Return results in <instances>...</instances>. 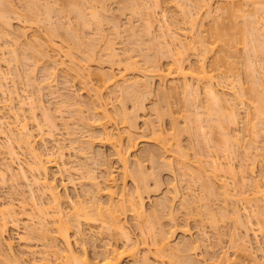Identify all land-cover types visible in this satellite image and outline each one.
Listing matches in <instances>:
<instances>
[{"label": "bare ground", "instance_id": "6f19581e", "mask_svg": "<svg viewBox=\"0 0 264 264\" xmlns=\"http://www.w3.org/2000/svg\"><path fill=\"white\" fill-rule=\"evenodd\" d=\"M20 1L22 2V0H20ZM107 1L108 0H23V2H24L23 6L24 7H22V8H24L23 9L24 14L22 13L23 12L22 10H21V13H22L23 17L26 19V22L30 21V24H36V23H31V22H39V23L43 22V24H44V22L47 23L46 28L48 30L47 29L46 30H47L48 34L50 36H55V37L59 36L60 39L63 40L64 43H66L65 45H67V46H64L66 48H63L61 46V48L63 49L62 50L60 48V46H58V45H63L64 43L58 44V45L55 44V40H53L54 37L51 38L49 35H47L50 38L49 39L47 38V40L45 42H43L46 38L44 40H41V39H43V37H42L39 40L41 35H40V37H38L39 33H35L36 35L37 34L38 35L35 36L36 39H34V36H32V39H34L32 41V39H30L31 37L29 38V36L26 34L27 32L24 29L25 26L22 27V29L16 28V30H15L12 27L13 25H12L11 20H12V17H15V16L19 17V14H17L14 3L11 0H0V35H2L3 37L5 36V38H6V40H5V42H3L2 46L0 45L1 46L0 51H1L2 55H5V54L8 55L9 54L7 60L5 59L6 61H4L5 63H7V67H8L7 71L6 70L4 71L3 69H1V66H0V86L3 87V85H4V87H6V88L8 87V86H5V85H7V82H8L7 76L11 74L13 76L17 75V77H18V78H16L17 80L18 79L21 80L22 78H24L25 81H27V84L32 86V88L39 86L38 89H40V87H42V85L40 84L41 82H39L40 80L37 81L36 79H34V70H31V68L29 69L28 65H30V64L27 63L28 59H30V61L33 60L32 65H34L35 67H36V65H39V60L41 63L46 61L44 64L47 63V65H45L46 67H44V70L46 68L48 73L47 72H45V73H47L48 76L45 74L43 76V79L41 80L44 82V85L46 84L45 88L47 86L49 87V85L51 83V81H49L47 78H49V79H50V77L53 78L60 68L62 71L63 70L62 68L66 67V70H63V72L65 71L68 73L70 71V73H68V74H71V75L74 74L75 76L69 75L71 78L73 77L74 80H75V77H77V78L81 77L82 79H84L85 76L87 74H89L88 68L91 67V65L89 63L93 62L94 59H95L94 61H97L96 58H98L100 56V55H98V57L94 56V54H95L94 52L97 49L103 50L102 52H104V54L106 53V55L108 56V59L114 60L113 62L115 63V61L118 59V58L115 59V56L119 57V55H121L120 54L121 51L119 52L118 49H116V46H115L116 43L113 41L114 37L113 38L110 37L111 34L108 35L109 32H107L108 34L105 33V28H103L104 27L103 22H105L106 20L109 19L108 16L110 13L109 8L107 7L109 5L107 3ZM109 1H111V0H109ZM180 1H183V0H180ZM187 1H189V0H187ZM187 1L184 0V5H186L185 3ZM118 2H120V3H118L119 9L118 8L117 9L122 11V13H123V10L124 11L127 10V11H129L128 13H130L131 17H136L135 15H138V17L139 16L141 17L140 19L143 18L144 22H146V24H144V25H146L147 27H142V28H147V29H145L146 32L144 34H142V32H144V29H142V30L140 29L141 30L140 31L138 29L139 27L136 28L135 27L136 25L133 22L134 20L131 21V17H129L128 21L129 20L130 21L128 22V24H125L126 25L125 27H124V24H122L123 28L121 25L122 22L120 23V21H118L117 19H115V17H112L111 15H110V17H112V18H111L110 22L108 21L109 23H111L110 26L112 29V33H115L114 35L119 36L123 33L122 31L124 30V31H127L129 33L128 34L125 32L127 35L130 36L129 38H131V39L133 38V40H131V41L129 40L130 41L129 44L132 43L135 39L134 45L136 44L135 46L137 48L138 47L141 48L139 50V52L143 53L141 57H143V60L145 62V66L143 68L138 69V74L136 76H131L133 78H129V77L126 78L127 76L124 73H122L121 71H120L121 73H119V75L116 74L117 75L116 76L115 74L110 73V72L104 73L102 71L100 73V70H99L98 74L96 72L97 79L101 81V84L106 83L107 85L105 84V86H109L108 84L114 85L115 89H114V87H112V88L115 91H116V88H117V90L119 89L120 98L124 102L130 100V101H132V103L134 102L133 104H135V106H138L139 109H141L142 106L144 105L141 101L144 100L142 98H143V96L145 98L146 92L143 90H146V91L150 90L149 92H151V85H153L151 83H153L152 80L155 77H157L160 80L159 89H160L161 93L160 92H158V93L163 95V98L161 97L162 101H160V102H163L164 98L168 99V96L170 94L179 95L181 93L182 96L184 97V98L182 97V100L185 103L187 102V104H188V101L190 100V99L188 100V98L192 97V99L189 102H192V105H193V103H195L194 105L196 106L197 110L201 109V107H202V109L200 111L194 110V114H192V116H194V117L191 118V117H188L189 115H186L187 118L194 119V121L198 122V124L197 123L195 124L194 121H193L194 126L191 125V123L188 124L187 122H189V120H190V122H192V121H191V119L185 118L186 121L188 120L186 122L187 124L185 126H183L182 128L181 127L178 128L179 126H177L178 124H176L178 122L175 119L172 122L173 130L176 129L177 132L178 131L179 132L185 131L184 133L188 132V135H191L192 132L194 133V135H195V133H197V132H194L192 129H195V131L199 130V133H200L199 135L202 136L201 138H204L205 140H207V142L210 143V146L213 143L212 148H214V149H209L208 151L206 150L207 153H203V154L196 153L195 154V156H196L195 159L197 160L198 163L196 162V160H194L195 165L193 164L194 162L192 163L193 164L192 165L190 163V162H192V160L189 162V159L187 158L188 160H186V157L182 158V159L180 157H177L180 155H181V157L186 156V153L183 151L182 146L180 145V140L177 138L176 131L174 132V133H176L175 135L172 131L173 134H171L170 136L169 135L166 136L163 134V133H165L164 132L165 130H163V128L160 127L159 124H157L155 127L152 125L153 129H151V133H148V132L147 133L155 135L157 141L160 142V144H159V142H158V144H159V147L161 148L160 150H162L161 155H163V153H166L165 157L163 158L162 156H160V153L158 151H157L158 152L157 153L155 150H153L154 149L153 147H152L153 149H150V148L145 149V147H144V150L142 149L143 153H144L143 155L146 158H148L151 165H154L156 168L162 169L164 166V167H167L168 170L173 171V169H174L173 163L178 162V164L180 165V166L179 165L177 166L178 169H180L184 175L189 176V179L192 178V179L196 180L197 183H199L201 190H203L202 192L206 193L205 197L203 195L204 193H202L203 198H206V200L208 199L207 201L214 200V199L217 200V198H219V200H221L220 197L224 198L223 199L224 203H228L226 201H229V199L234 201V202H232L230 200L232 202L231 203L232 204L231 210H229V212L231 214H229V212L227 211L228 208L226 209V207H225L222 209V207H220L222 210V212L219 210L220 213H222V216L220 219H222V218L224 219L225 217H228L229 215H231L232 219L235 222L234 225L236 227V230L240 227L244 228V230L242 229L244 231V233H242L243 237L240 236L238 238L237 234H236L238 230L236 231L235 229H233L234 231L232 230L231 236H232V240L235 239L234 240L235 243H236V240H237V243H239L238 244L239 246L236 244L237 247L241 246L242 247V248L240 247L241 249H243L245 247L247 250V248L249 246L247 247L246 242L248 241L247 237H248V234H249L250 229H251L249 225H251V224L248 223V220L245 221L246 219H244L242 217L243 216L242 212L243 211L248 212L247 208L250 209L251 206H252V208L254 206L255 209L257 210L256 212L257 213L260 212L261 215L263 214V216H264V209L262 207V205L264 204V187H263L264 186L263 185L264 184V172H261V173H263V175H260V176H262V178L257 177V179H256V177H255L256 175L254 174L255 173L254 168H255L256 163L255 164L253 163L254 165L251 169H248V167H247L248 163H247V165L245 163L247 168H245L244 163H243V166H244L243 168H245V169L241 168L239 172H237V170H235V167H234L235 165L233 166V162H232L234 160H232V159H234L235 155L237 154L235 152H237L238 150L235 151V149H237L236 146L237 147L240 146L239 144H241L240 143L241 141L238 142V140H239V136H238L239 133L238 132H237L238 135H236L238 140L233 138V137H235V136H233L234 135L233 127L236 128V126H237V128H238V124H241L240 121H241L242 117L240 115L241 112L239 110L240 109L239 106L241 104L239 106H238V104L244 103L245 100L242 99L243 96H248V98H246L247 103L249 104L248 107H250L249 109H252L253 115L252 116L250 115L251 117H249V116L247 117L246 121H247V123H248L247 125L249 127L245 123L244 124L246 126H244V127H248V130L250 129V131L255 130V132L252 131L253 134L255 133L254 136L255 135L260 136L263 132V131L262 132L260 131L261 133H259L260 135H258V133H256V131L258 132L260 129L264 130V80H263L264 74H262L260 76H258L259 75L258 74L257 75L258 77L256 76L255 73L253 75V70L255 72V69H252V67H251L252 65L256 64L255 62H259L262 65L264 64V57H261L264 54V26H263L264 25V0H201V4L199 5L200 7L196 6L195 11H192L191 10L192 8L189 6L187 7L189 9H187L185 6H183L182 3H180V2L178 3V1H177V7L179 6L178 8L181 9V10L180 9L179 10L183 11V17H184L183 19L185 20L184 23L187 24V26H185L184 28L181 29L182 32L177 31L179 29L176 30L174 27L173 28L176 31L173 28L170 29V25H169L170 23L168 24L169 26L166 23V25H165L166 30H163V28L161 27V26H163L162 25L163 21H161V23L159 22L161 20V18L160 19L158 18L157 12H156V9H158V10L160 9V0H120V1L118 0ZM214 2L217 3L216 6L215 5L212 6V4H214ZM187 3H189V2H187ZM110 5H111V3H110ZM249 6H251V8H249ZM197 8H199V10ZM160 10H162V9H160ZM120 11H118V12H120ZM216 11H217L216 14L217 15L219 14L218 17H216L217 15L214 16L215 14H213ZM218 11H220V12H218ZM14 14H15V16H13ZM181 14H182V12H181ZM162 16H164V14ZM213 17H215V18H213ZM247 17H249L250 20L247 19ZM64 18H66L68 20L67 23H63L66 21V19H65V21L62 20ZM210 18L214 19L215 24H214V28L211 29L212 33L210 32V34H209V32H207V34H209L210 36L208 35V38L206 39L204 36L205 34L202 32V30L204 31L205 29H202V27L204 24V20L207 21L208 19L210 20ZM238 18L239 19L241 18V20H242V18H244V20H243L244 22L243 21L241 22V20H238ZM25 19H21V20L25 21ZM239 21H240V23H239ZM155 22H157L159 24V27L161 28V32L160 33L157 32V35L159 37L158 36H156V37H158V39L160 38L159 43L161 45L163 44L162 48L165 47L166 52H168V54L170 53L167 56V57H170V58H167L170 60L167 63L168 65L166 68L162 67V65L160 63L161 62L160 59H158V58L156 59V57H154L155 54L149 55V53H147L149 56L146 54L147 50H148L147 52H152L151 49H149V47H150L149 44H151L152 41H150V43L148 42L149 44L146 43V44H148L147 46H149V47L145 51V53L143 51H141L143 49L142 43L144 42V40H142V37L146 33L149 34L152 32L151 29L153 30V28L155 27V24H156ZM176 22H177V20L174 18L171 21V25L175 24ZM238 24L240 25V27H238ZM45 26H44V28H45ZM212 26H213V20H212ZM236 26L239 28V30L237 32H236V30L238 28ZM61 28H62V30H61ZM79 28H80V30L82 28L83 29L87 28L89 30L94 29V33L92 32L93 34H91L90 33L91 31H90L88 34H91V35L86 36V34H85V36H84L85 32L84 31L79 32L80 31V30H78ZM109 29H110V27H109ZM153 31H155V30H153ZM246 31H248L247 33H250V38L245 33ZM82 32H84V33H82ZM139 32H141V33H139ZM81 33H82V35H81ZM238 33H240V36L239 35L237 36ZM147 34H146V36H147ZM182 34L184 35V37ZM26 35L28 36V40L30 39L29 41H31V42L28 41V42L24 43V41H23L22 43L26 44V47H25V49L22 48L19 51V47L21 46L20 43L24 38L22 40H20V39L22 37H26ZM92 35H94L95 37ZM152 35L155 38L154 34H152ZM245 35L247 36L246 40H248V38H249L248 43L244 42V40H245L244 38L246 37ZM125 37H126V35H125ZM206 37H207V35H206ZM209 37H211V39H209ZM55 39H57V38H55ZM236 40H237V42L241 41L240 44L243 42V49H244V47H246L247 48V49L245 48L246 52L248 51L246 57L244 58L245 64H243V67H245V65H246V67L243 69L247 73L246 74L247 75L246 78H248L247 81H249V77H250L251 84H249L250 85L249 88L244 87L243 83L241 82V80L237 74H235V76H231L232 73H234L235 71L237 72V70L239 69V68L237 69V67H236V64L238 65V63H235V64L233 63L236 61V59L238 61V57L236 59H233V61L227 60L229 57L232 58V56L237 55V54H234L238 48V47L236 48V46L238 45L237 43H235ZM145 42H147V39ZM60 43H62V41ZM19 44H20V46H19ZM245 44H247V45L244 46ZM17 46H18V48H17ZM54 46H56V47H54ZM151 46H152V44H151ZM136 47H132V45H131V46L127 47L123 51V53L127 54V52H129L128 51L129 49H131V50L133 49L132 51L130 50L131 52H133V51H135V49H137ZM145 48H147V47H145ZM155 48H159V45H158V47H154V49ZM27 49H29V50L26 51ZM24 50L27 54L24 52ZM98 50H97L96 54H98ZM52 51L54 53H52ZM76 52H80L81 53L80 55L83 54L82 57L79 56L78 55L79 53H76ZM159 52H160V50H159ZM161 52H163V51H161ZM161 52H160V55L162 54L163 55V56L161 55L162 57H164V54H165V56L167 55V53L163 54ZM246 52H245V54H246ZM20 53H22V54H20ZM61 54L65 55L67 57L63 58L61 56ZM101 54H103V53H101ZM75 55L78 57H75ZM192 55L196 57L195 58L196 59V62H195L196 65L194 67H192L191 65H188V66L185 65L186 64L185 62H188L190 60V58L192 57ZM209 55H211L212 57H210ZM259 55H261L260 56L261 58L258 57ZM130 56L132 57V55H130ZM150 56H151V58H150ZM152 56H153V58H152ZM208 56L211 58V62L209 63V68L205 64V62H206L205 60L207 59ZM102 57H104V55H102ZM1 58H2L1 59V61H2L4 58L3 57H1ZM65 58L69 59V60L67 59L68 62L66 61ZM105 58H103V60ZM18 59L22 63V66L26 63L28 64L27 65L28 69L27 68L24 69L25 73L24 72L21 73L20 71L17 70L16 66L19 65ZM41 59H43V61ZM108 59L106 58L104 61L108 62V61H106ZM120 60H121V58H120ZM230 60H232V59H230ZM242 60L243 59H241V62H242ZM30 61H29V63H30ZM101 62L103 63L102 60H100V63ZM110 62H111V60H110ZM11 63L17 64L15 66V69L13 67H11V65H12ZM41 63H40V65H41ZM129 63L134 64L132 62H129ZM135 63H136V61H135ZM220 65H223V66L225 65L226 67L225 66L224 67L226 69L229 68L230 73L232 72L231 75H229V76L236 77V78H234V79L232 78L233 80L230 79L231 81L228 82L227 78L229 77L228 74H230V73L227 74L225 72L229 71V69L228 70L225 69L226 70L225 72L224 71L220 72L218 70V67H221ZM34 66H32V68H34ZM130 66H132V65L129 64V66H127V69H129ZM133 66H132V69H135V68H133ZM125 67H124V69H125ZM233 67H236L235 68L236 70H234V72L232 71V69H234ZM67 70H69V71H67ZM90 73H92V72H90ZM88 76H91V74H89ZM254 76H256V77H254ZM217 77L219 78V80L216 82L215 78H217ZM86 78H87V80L89 79V77H87V76H86ZM168 78H169V80L171 78L172 83L168 84V87H167V84L165 83V81L168 80ZM85 79H84V81H85ZM256 79H257V81H256ZM77 80H80V78ZM87 80H86V84H83V83H81V84H83L84 86L85 85L87 86L89 83V82L87 83ZM220 80L223 83V85H221V83L219 82ZM81 81L82 80H80V82ZM166 82H169V81H166ZM218 84H219V86L221 85L220 87L226 86L225 89H222V88L218 89L216 87ZM91 86H89V88ZM247 87H248V85H247ZM93 88H95V87H93ZM167 88L170 90L169 91L170 93L167 91L168 90ZM226 88H229V89H226ZM36 89H34V92ZM159 89H158V91H159ZM0 90H2L0 92L3 93V95L6 93L5 91H7L5 88H0ZM85 90H86V87H85ZM97 90L94 91V94L96 92V98H94V99H96L98 102L99 101L98 98H100V96H102V94L101 93H100L101 95L99 94L100 89H97ZM41 91H39L38 95H36L37 98H36V96H35V98H33L34 96L32 97L31 94L25 95V97L22 98L21 94H18L16 92V90H15V92H13L14 95L10 94L7 91L8 93H6V94H8L9 96L5 94V96H7V97L4 96V98H3V101L5 103L2 101L4 104L2 106L0 105V133L3 134V136H4L3 138L5 139V141L3 140L4 144L2 143L3 141L2 142L0 141L1 142L0 143L1 144L0 145V154L3 152H4L3 154L7 153L11 163H13L14 160H18V162H19V164H17V166L15 167L16 169H14V170H13V168H14L13 164H15V163H13L12 165L10 163H7V165H5L6 163H4V165H3L4 167L2 166L0 168V177H1V181H2V179L5 178V175H7V173H9L10 177L13 178L12 180H14V179L19 180L20 178H22V180H24V182L27 183V186H29L28 192L30 193V196H31V198H30L31 202L29 201L30 204L29 203H27V204L29 205L28 207H29L31 214L26 212L28 209H26L25 212L29 216V218L28 217L27 218L32 221L31 222L32 224L29 223V225H27V227H25L24 229L28 228L31 225L29 227L30 229L28 228V231H30L31 233H34L33 235L36 234L37 237L41 236L43 239V242L45 241V243H44L45 246L41 252L43 255L37 261H41L42 259H44V260L47 259V256H49L51 253V255H53V257H54V260L55 261L59 260V262L61 264H121V260L125 256L126 257L129 256L132 259L136 258L135 260H137L138 264H154V263L155 264H175L178 262H180L181 264H209L206 261L207 259L205 260V258H203L204 260L203 259L202 260L204 262L201 263L195 257L192 256V253H190V250H192V249L194 250V249L199 247V244L197 245V243H195V242L199 243L201 236H198L197 239H199V240H197V239L194 240V238H196V237L191 238V236L189 239L185 238L188 235V234H186V233H188L187 232L188 229L186 227V229L184 228V231L182 229L183 234H186V236L183 235V237L181 238V239H183V238L184 239L182 241L178 240L177 243L174 244L173 243L174 239L172 240V238H174L173 237L174 231H177L176 230L177 226H175V224H173L174 226L171 225L172 229L169 230V228H166V227L163 228V225H158V223L161 224L160 222H157L158 226H156V227H154L155 226L154 223L151 224L149 222L148 219L150 217H152L153 215H154L153 217H155V220L158 221L161 213L163 211L165 212L164 209L167 208V210H169V208H170V210H171L173 208L172 207V204H173L172 201H173V199H176V191L177 190L175 188L172 190L173 191L172 193H174V194L171 193V195H170L171 197H169L165 193L167 196L165 195L163 197V195H162V197H163L162 199L160 198L159 201L155 202V204L152 203L153 207H151V208H154L155 206H157V207L161 206V208H158V209L159 210L161 209L163 211H161V210L159 211L155 207L156 210L155 209L154 210L157 212H154L152 210V212H154L152 214V216L149 215V213L147 215L146 209H145L146 206H145L144 199H143L144 197H142V195H143L142 192L145 191L147 193L146 190H148L149 178L154 179L156 181L155 186H157V188H160L158 186V185H160V180L158 181V178H159L157 175L158 171L157 172L151 171V173H147L146 172L147 170L146 171L144 170V167H143L144 165L142 166V164H141L142 161L139 158L134 157V159L131 158V159H133V160H131L129 157L128 151L136 144L135 140L133 139L134 136H132V134H131L132 132H131L130 128H134V129L136 128V126H135V124H136L135 118L136 117L135 116L137 114L128 113V111H126L124 106L118 107V109H119L118 111H119V115L121 116V120H122L121 122L124 123L125 125H127V127H128V129L125 131L126 135H124L123 130L120 132L117 131L118 133L116 132L117 133V135H116V133L114 134L112 131L108 130L106 128V126L104 125V123L102 124L101 122H98V124L101 125V127H102V128L100 127L101 128V134L104 136L102 138V135H101L102 139L105 138L108 140L110 138H113L114 135H116V137H118L117 143L115 145L116 147L114 146L115 147L114 151H115V155H117V160L120 162V165L122 168V176H123L124 180L121 181V183L123 182V184H121V187L119 188V190H117L115 178L111 172L106 173V175L103 176L102 181H99L94 176L91 177L89 175L90 179L89 178L88 179L90 180L89 184H90L91 190H87V191L84 190V192H86L85 193L86 196L89 194L90 191L93 192V195H91V196L89 195L88 198L86 197L83 200L81 199V201L78 200V202L76 200V202L74 201L71 204V201H73V199H71V201H69L70 199L67 196L68 194L66 193L67 194L66 195L65 193L64 194L61 193L58 190L57 185L54 183L53 178L50 176L49 165L52 163L58 165L59 160H60L62 163V167L64 166L63 168H65L64 170L65 171L67 170L70 173V169L72 168V164H71V167L67 166L68 163H70V162L68 160H66L67 153H70L68 149L73 150L74 152L77 149L76 152L80 151L78 154H86L87 152L85 150H87V148L89 146V144H87L89 142V140H87V143H86V140H85V142L80 140L81 138L79 139V136H77L75 130L80 126L79 125L80 123H82L81 124L82 126H83V124L84 125H86V124L90 125L91 123H88V121L86 119L88 117L82 116V114H81L80 115L81 122L78 124L79 126L77 125L78 127L76 129H75L76 125H75V127L72 126L75 129V130H72L73 128H71L69 126V123H67L69 120V118H67V119H65L67 121H65V122L63 121V124L67 130L66 135L70 136V137H68V139H69L68 143H64L65 137H61L63 140H61V138H59L60 140L55 138L54 137L55 135L53 132L56 129H58L57 123L55 121L56 116L53 119L52 113H49V114H51V116L48 114V112H50V109H48L49 111H46L45 109H43V107H42L43 104L39 98L40 97L39 93ZM142 91L144 92V95H141V93L143 94ZM166 91L168 92V94ZM89 92H90V90H89ZM50 93H53V92H50ZM111 94H114V92L112 93V90H111ZM147 94L149 95L150 93H147ZM65 96H68V97H63V99L64 98L65 99L62 100L63 101L62 103H64V102H66V103H64L62 105L63 106L68 105L67 107H70L69 104H71V103L68 101L70 96L69 95H65ZM90 96H92V94ZM140 96H141L142 100L139 99ZM169 97H173V96H169ZM90 98H89V100H91ZM14 100L16 103L14 102ZM72 100L73 99H71L70 101H72ZM80 101H82V100H80ZM85 101H83V102H85ZM92 101L94 102L95 100H92ZM165 101H166V103H168L167 100H165ZM73 102H75V100ZM77 102H79V101H76V103ZM83 102H79V103L82 104ZM86 102L84 104L85 105L87 104L88 109H91L90 104H89L91 102H88V100ZM140 102L143 105L139 104ZM79 103H77V105ZM102 103L99 101L97 103L98 105L95 104L93 107L99 106V108L101 109L100 111H102V113L104 115L103 117L101 115L100 116L102 118H104V117H107L106 115H108V113H109L108 106H107L108 103L107 102H104L103 104ZM196 103H198L199 105H197ZM247 103H246L245 107L248 105ZM75 104H73V103L71 104V110H72V107H75L72 105H75ZM187 104L185 105V107L187 106ZM82 106H84V105H82ZM198 106L200 108H197ZM1 107L8 109V113H10V115L8 114L9 117L6 116L7 114H5V112L2 111ZM241 107H242V105H241ZM243 108H244V106H243ZM40 109L42 111L39 113H41L43 120L39 119L41 116H40V114L38 115V110H40ZM56 109H57V107H56ZM56 109H55V112H56ZM60 109L61 108H58V111H60ZM165 109H167V108H165ZM68 110H69V108H68ZM76 110H77V108H76ZM79 110L82 112V109H79ZM79 110H78V112H79ZM61 111L58 113H61ZM72 111L74 112V109ZM100 111H99V113L101 114ZM165 111L166 112H164V111L160 112L159 111L158 113H156L157 117L158 116L162 117L163 115L168 114L167 112H169L170 110L167 109ZM68 112L71 113L70 111H68ZM81 112H79V113H81ZM82 113H84V112H82ZM189 114H191V113H189ZM247 114L249 115L250 113L247 112ZM71 115L73 116V114L71 113L69 115V117ZM202 115H204V117H205V118L203 117L204 118L203 120H201ZM75 116H77V114ZM109 116H108V118H109ZM101 117L97 118V119L96 118L93 119L94 123H95V121H98L99 119H101ZM10 118H12V120ZM28 120H31L33 122L34 126L36 127L37 133H34L31 130ZM42 121H43V123H42ZM232 125H233V127L231 128L230 126H232ZM68 126L70 128H68ZM229 127L233 131V132H231V130H230V132L233 135L231 133L230 134H224L230 129ZM260 127H263V128H260ZM240 129H242V128H240ZM147 130H148V127H147ZM191 130H192V132H191ZM85 131L87 132V130H85ZM190 132H191V134H189ZM77 133H78V131H77ZM218 133L220 135H218ZM221 133H223L224 135H222ZM227 133H229V132H227ZM235 133H236V131H235ZM197 135L198 134H196L195 136H197ZM215 135L217 136V140H216ZM263 135H264V133H263ZM195 136L193 138H195V140H196L199 136L197 138ZM257 136H255V139ZM98 137H100V136H98ZM191 138H192V136H191ZM124 139H126L125 141H127L126 145H124ZM214 139L216 140V142H215L216 144H214V142H213ZM256 140L253 139V141H256ZM262 141L264 142V140H262ZM217 143H219L220 145L222 144L223 147L217 146ZM3 145H5V147H6L5 149H3ZM15 145L17 146V148L19 150H21L22 154H24L25 157L20 156V154L16 150ZM189 145H191V143ZM216 146L218 147V149ZM252 146H253V143H252ZM219 147H221V149L223 151H220ZM78 148H80L81 150ZM209 148H211V147H209ZM249 148H248V150H249ZM256 148L257 147H255V149ZM89 149H90V147L88 148V150ZM90 151L91 150H89V152ZM155 152L159 155L158 159L156 156L157 154ZM170 152H172V153H170ZM254 152L255 151H253V153ZM249 153L250 152H248L246 154H249ZM256 153H257V151H256ZM3 157H5V156H3ZM161 157L163 159H160ZM175 159H177V161L173 162ZM257 159H259V157ZM257 159H255V160H257ZM158 160L159 161L162 160V162L161 161L159 162ZM0 161H2V158ZM262 161L263 160H261V162ZM257 162L259 163L260 161L257 160ZM202 163H204L205 166ZM224 163L227 164L226 165L227 170H225V168H223V166L226 167ZM262 163L263 164H261V163L260 164L264 165V161ZM82 165H83V163H82ZM23 166H26V169H28L32 173L31 177L28 176L29 174H27V172H26L28 170H25V167H23ZM256 166H257V164H256ZM261 167H264V166H261ZM83 168H84V166H83ZM153 169H155V168H153ZM247 169L250 171H247ZM71 170L73 172V168ZM158 170H160V169H158ZM82 175H84V174L80 175L82 178L85 177ZM18 176L20 178H16ZM70 176H71V174H70ZM127 176L131 177V179H133L134 182L136 181L135 184L137 183L136 188L133 190L134 193L130 192V194H129L126 190L125 179ZM216 178H218V179H216ZM194 180H192V181L195 182ZM216 180H218V182ZM104 190H105V192L103 193ZM189 193H191V192H189ZM83 194L84 193H82V195ZM42 195H47L46 198L47 199L49 198L48 200L44 199V201H48V202H46L47 204L43 202ZM101 196H103V197L106 196V197H104V199L105 198L106 199L102 201V199H103L102 198L100 200ZM236 196H237V198H236ZM196 198H198V195ZM199 198H198V200H199ZM78 199H80V198L78 197ZM194 200H196V199L194 198ZM203 200H205V199H203ZM236 200H241L240 204H242V208L238 207V205L235 203ZM68 201H69V204H71L70 206L69 205L67 206ZM182 201H185V198H184V200L182 199L181 202ZM261 201L263 202L262 204H261ZM21 202H22V200H21ZM192 202L194 203V201H191V200H189V201L187 200V202H186V203H188V204H186L188 206V208L186 206V208H187L186 210L188 211L187 213H189V214L190 213H192V214L193 213H199V215H200L202 210L205 208L203 211H204L205 215H207V217L210 218V219H208V221L212 224L211 226H214V228H216V226L218 227V223H217L218 219L216 220V218H219V217L217 215H215V212L213 211V209L210 208L209 203L211 201L208 202V204H207V202L204 201L203 202L204 205H202V203H201V205L203 206L201 208H203V209L202 210L197 209L196 212H194L195 209H193V207H196L198 205V202H197L196 206H194L195 204L193 205ZM8 203H10V202H7V205L3 203L6 206H2V204H0V264H25V261L22 258V255H21V257H18L19 255L16 256V254L14 253L15 251H13L12 243L10 241L4 239V233L7 231L8 224H9V221L6 219V217L9 216L10 217V224L13 225L14 227L18 228L19 227V225H18L19 221L21 220L20 215L25 213L23 210H24L25 206L27 208V205H23L26 203L25 201H23L22 202L23 207H21L23 210L21 209V211L20 210L18 211L15 209L13 203H10V204H8ZM199 205H200V203H199ZM67 207H70V208H67ZM151 208H150V210H151ZM196 208H198V207H196ZM242 209H244V210L241 212ZM150 210H149V212H150ZM170 210L167 211L169 214H170ZM247 212L245 214H247L249 216V214ZM251 212H252V210H251ZM127 213L128 214L130 213V216L132 215L133 218L136 219L137 222L135 223V225H137V228L139 227V230H140L139 232L141 233L140 234L141 236L146 234L144 231V227L142 228L143 223L147 221L146 223L149 222L148 227L150 225V228H148L149 233L148 232L147 233H148V235L150 234V236H148V237H151V244L150 245H152V247L148 245L149 242L147 243L148 239L146 237V235H147L146 234L145 235L146 238L145 237L142 238L143 239L142 243H144V247H146V248L144 250L145 253L141 254V257H137V255L140 256V254H138L139 250H138L137 246L135 244H133L131 234H130L129 230H127V226H126V215H127ZM156 213H158V214H156ZM253 213H255V212L253 211ZM260 213H259V215H260ZM161 217H162V215H161ZM230 217H229V219H230ZM169 218H171V217H169ZM152 220H151V222H152ZM81 221L86 222V224L87 223L88 224H91V223L94 224L96 222L98 224L97 226L99 227L101 232L102 233L104 232V234L106 233L105 237H107L109 235L108 237L110 239L112 238L113 242L114 241L115 242L113 244H111V241H109L107 243L104 241L105 243L102 245V250L100 249L101 253L98 251L97 253H99V254H97V255L95 254L96 256H94V258H91L88 256V254L86 252L87 250H85V248L82 249L81 254L78 253L72 246V243L70 240V231L69 230H70V228L75 227L77 236H79V238L82 239L84 242L86 240V238H85V235H83V229L81 228ZM249 221H250V219H249ZM263 221H264V218H263ZM174 228H175V230H174ZM25 231L27 232V230H25ZM261 231H262V229H261ZM261 231H260V233H261ZM30 232H28V233H30ZM52 233H54V234H52ZM101 235H103V234H101ZM189 235H191V234H189ZM203 235H204V233H203ZM245 236H246V238H244ZM255 236H256V234H255ZM94 237H97V236H94ZM121 238L124 239V241L127 243L125 245H128V246H119L117 244V241H119L118 239H121ZM50 239L53 241H49ZM57 239L61 240V241L60 240L59 241L62 242L61 243L62 245L57 246L58 243L54 242V240L57 241ZM89 239L91 241H96L94 239L92 240V237L87 238V240H89ZM238 239H239V241H238ZM108 240H106V241H108ZM174 242H176V241H174ZM2 243L5 244L6 251H5L4 247H2L3 246ZM201 243H203V242L201 241ZM6 246L8 249L6 248ZM30 252L33 253V251H30ZM223 253H224L223 255H225V252H223ZM222 258H224V257L222 256ZM222 258L219 259L217 264H221L224 262L222 260ZM226 259H228V258H226ZM33 260L35 261V259H33ZM135 263H136V261H135ZM29 264H31V263H29Z\"/></svg>", "mask_w": 264, "mask_h": 264}, {"label": "rangeland", "instance_id": "374dc122", "mask_svg": "<svg viewBox=\"0 0 264 264\" xmlns=\"http://www.w3.org/2000/svg\"><path fill=\"white\" fill-rule=\"evenodd\" d=\"M13 3H14V6H15V8H16V11H17V14H19V17L17 16H15V14L13 15V16H15V17H12V27L16 30V28L17 29H22V27H24L25 26V31L27 32L26 34L29 36V38L30 39H32V36H34V39H36L35 38V36H37L35 33H39V35H38V37H40V35H41V37L39 38V40L43 37V39H41V40H44L45 38V40L43 41V42H45L46 40H47V38L49 39L50 37L51 38H53V40H55V44H63L64 43V41L63 40H61L60 39V37L58 36V37H55V36H50L49 34H48V32H47V23H45L44 22V24H43V22L41 23H39V22H31V23H36V24H30V21H28V22H26V19L23 17V15H22V13L24 14V8H22V7H24L23 6V0H22V2L20 1V0H11ZM120 1V0H119ZM177 1H178V3L180 2V3H182L183 4V6H185L186 8L189 6V7H191L190 9L192 10V11H195L196 10V6L197 7H200L199 5L201 4V0L199 1V0H189V1H187V2H189V3H185L186 5H184V0L183 1H180V0H160V9H162V10H158V9H156V12H157V16H158V18L160 19L161 18V20L159 21L160 23H161V21H163V26H161L162 28H163V30H166L165 28V25H166V23H167V25L169 24L170 25V29L171 28H175L176 30L177 29H179V30H177V31H179V32H182L181 31V29L182 28H184L185 26H187V24L186 23H184L185 22V20L183 19L184 17H183V11H180L181 9L180 8H178L177 7ZM198 1V2H197ZM191 2V3H190ZM107 3L109 4L107 7L109 8V16H108V20H106L105 22H103L104 23V27L103 28H105V33H107V32H109V34L108 35H110V37H114L113 38V41L116 43V49H118V51L120 52L121 51V55H119V57L117 56H115V59L116 58H118L116 61H115V63L113 62L114 60H112V59H108V56L106 55V53L104 54V52H102L103 50H98V54H96V52H97V50L94 52L95 54H94V56H97L98 57V55H100L101 57H102V55H104V57H98V58H96L97 59V61H94L93 60V62H91V63H89L90 65H91V67H89L88 68V71H89V74H91V76H88L89 74H87L86 76L87 77H89V79L87 80V78H86V76H85V81H84V79H82L81 77H79L80 78V80H82L81 82H80V80H77V79H79V78H77V77H75V80H74V78L72 77H70L69 75H71V74H68V73H70V71L69 70H67V71H69L68 73L67 72H63V70H66V67L65 68H62L63 70L61 71V68L57 71V73H56V75L53 77V78H51L50 77V79L49 78H47L49 81H51V83H50V85H49V87L47 86L46 88H45V86H46V84L44 85V82L43 81H41L42 79H43V76L46 74L47 75V73H48V71L46 70V68H45V70H44V67H46L45 65H47V63L46 64H44L46 61H44L43 63H41L40 62V60H39V65H36V67L34 66V65H32L33 64V60H31L30 61V59H28V61H27V63L28 64H30V65H28L27 63L26 64H24L23 66H22V63L20 62V58L18 59V64L19 65H17V64H13V63H11L10 65H11V67H13L14 69H15V66L17 67V70L18 71H20L21 73L22 72H24V69H26L27 68V65L29 66V69L31 68V70H34V79H36L37 81H39V82H41L40 84L42 85V87H40V89H38V87H35V88H32V86H30V85H28L27 84V81H25V79L24 78H22L21 80L20 79H16V78H18L17 77V75H15V76H13V75H8L7 76V85H5V86H8L7 88L6 87H4V85H3V87H1L0 86V88H5L10 94H12V95H14V93L13 92H15V90H16V92L18 93V94H21V96H22V98H24L25 97V95H28V94H31V96L33 97V98H35V96L36 95H38V92L39 91H41L40 93H39V95H40V101L42 102V104H43V109H45L46 111H49L48 109H50V112H48V114L49 113H52V115H53V119H54V117H55V121H56V123H57V126H58V129H56L53 133H54V137L55 138H57V139H59V138H61V137H65L64 138V143H68V137H70V136H67L66 135V132H67V130H66V128H65V126H64V124H63V121L65 122V121H67V120H65V119H67V118H69V120H68V122L67 123H69V126L71 127V128H73V127H75V125H76V127H75V129L73 128L72 130H75L76 131V134H77V136H79V139L80 140H82L83 142H85V140H86V143H87V140H89V142L87 143V144H89V146H88V148L90 147V149L89 150H91L90 152H89V150H88V148H87V150H85L87 153V155L86 154H78L79 152H76V150H75V152L73 151V150H70V149H68L69 150V152L70 153H67V156H66V160H68L70 163H68V165L67 166H70L71 167V164H72V168H73V172H72V168L70 169V173H69V171H65L64 169L65 168H63L62 167V163H61V161L59 160V164L57 165V164H54V163H52V164H50L49 165V174H50V176L53 178V181H54V183L57 185V188H58V190L61 192V193H67L66 195L69 197V201H71V199H73V201H71V204H72V202H76V200H77V202H78V200L79 201H81V199L83 200V199H85L86 197L88 198L89 197V195L91 196V195H93V192H89V194L86 196V192H84V190L85 191H87V190H91L90 189V184H89V182H90V176L91 177H95V178H97V180H99V181H102V178H103V176L104 175H106V173H108V172H111L112 173V175L114 176V178H115V183H116V189L117 190H119V188L121 187V184H123V182L121 183V181H123L124 179H123V176H122V168H121V165H120V162L117 160V155H115V151H114V149H115V145H116V143H117V139H118V137H116V135H117V131H122L123 130V133H124V135H126L125 134V131L128 129V127H127V125H125L124 123H122L121 121V116L119 115V109H118V107H122V106H124L125 107V109H126V111H128V113H134V114H137L135 117L137 118H135V126H136V128L134 129V128H130V130H131V134H132V136H134V140H135V142H136V144L128 151V153H129V157H130V159L131 158H133L134 159V157L135 158H139L141 161H142V166L144 167V170L147 172V173H151V171H153V172H157L158 171V181L160 180V185H158L160 188H157V186H155L156 185V181L154 180V179H151V178H149V183H148V190H146L147 191V193L145 192V191H143L142 192V197H144L143 199H144V203H145V209H146V213H147V215H148V213H149V215H151L152 216V214L154 213V212H157V211H155L156 209H158V208H161V206L160 207H157V206H155L156 207V209H155V207L154 208H151V207H153V204L152 203H154L155 204V202L156 201H159V199L161 198H163L166 194L169 196V197H171L170 195H171V193L173 192L172 190L175 188L177 191H176V199H173V204H172V209L170 210V208H169V210H170V214L167 212V211H169V210H167V208L166 209H164L165 210V212L163 211V210H161V211H163L162 213H161V215H162V217H161V215H160V218H159V220L158 221H156L155 220V217H150L148 220H149V222L152 224V223H154V227H156V226H158V225H163V228L164 227H166V228H169V230H171L172 229V227H171V225L172 226H174L173 224H175V226H177L176 227V230L177 231H174V238H172V240L174 239V241H176V242H174L173 241V243L175 244V243H177V241L178 240H183V239H181L182 237H183V235L184 236H186V234H188L187 235V237H185V238H190V236H191V238L193 237H196V238H194V240L195 239H197L198 238V236H201V239L199 240V239H197V240H199V243L198 242H195V243H197V245L199 244V247L198 248H196V249H192V250H190V253H192V256L193 257H195L198 261H200L201 263L202 262H204L203 260V258H205V260L207 261V263H209V264H217L218 263V261H219V259L220 258H222V256L224 257V258H222V260L224 261L223 263H221V264H264V221H263V218H264V216H263V214L261 215V213L260 212H256L257 210L255 209V207L253 206V208H252V206L250 207V209H248L247 208V210H248V212L247 211H243L244 209H242L241 210V212H242V214H243V218L244 219H246L245 221H247L248 220V223L249 224H251V225H249L250 226V232H249V234H248V241L246 242V244H247V250H246V248L244 247L243 249H241L240 247H237L236 246V244L238 245L239 243H237V240H236V243H235V237L233 238L234 240H232V236H231V232H232V230L233 229H235L236 230V227H235V225H234V220L232 219V216L231 215H229V214H231L230 212H229V210H231V203L232 202H234V201H232L231 199H229V201H226V202H228V203H224V198H221L220 197V199L221 200H219V198H217V200L216 199H214V200H210V201H207L206 200V198H203V195H204V197H205V195H206V193L205 192H202L203 190H201V187H200V185H199V183H197L196 182V180H194V179H192L191 177V179L192 180H194L195 182H193L191 179H189V176H187V175H184L182 172H181V170L180 169H178V162H176L177 161V159H175L173 162H176V163H173L174 165H173V171H171V170H168L167 169V167H164L163 166V168L161 169V168H156L154 165H151V163H150V161L148 160V158H146L143 154V150H144V147H145V149L146 148H150V149H153V150H155L156 152L158 151L159 153H160V156H162L163 158L165 157V155H166V153H163V155H161L162 154V150H160L161 148L159 147V144H160V142L159 141H157V139H156V137H155V135H153V134H148V133H151V129H153V126L155 127L157 124H159L160 125V127H162L163 128V130H165L164 132L165 133H163L164 135H166V136H170L171 134H173L175 131H176V129H174L173 130V128H172V122L174 121V119L178 122V123H176V124H178L177 126H179L178 128H182L183 126H185L187 123L189 124V123H191V125H193L194 124V119H191L192 117H194V116H192V114H194V110L195 111H200L201 109H202V107H201V109H196V106L194 105L195 103H193V105L195 106H193L192 105V102H189L191 99H192V97H189L188 98V104H187V102L185 103L183 100H182V94L180 93L179 95H172V94H170L169 96H173V97H169L168 96V99H166V98H164V103L163 102H160V101H162L161 100V97L163 98V95H161L160 93V89H159V85H160V80L157 78V77H155L153 80H152V82L153 83H151V84H153V85H151V92H149L150 90H143V91H145L146 92V95H145V98H144V96H143V98L142 99H144L143 101H141L139 104H141V105H143L142 106V108L141 109H139V107L138 106H135V104H133L132 103V101H130V100H128V101H126V102H124L121 98H120V92H119V89L117 90V88H116V91L114 90L115 89V87H114V85H110V84H108L109 86H105V84H101V81L100 80H98L97 79V74L99 73V70H100V73L103 71L104 73H108V72H110V73H113V74H117V75H119V73H124L127 77L126 78H133V77H131V76H136L137 74H138V69H140V68H143L144 66H145V62H144V60H143V57H141L142 56V52H139V50L141 49V48H137L135 45H134V41H135V39H134V41L132 42V43H130L129 44V42L131 41V40H133V38L131 39V38H129L130 36L129 35H127L126 33H128L127 31H124L123 29V33L121 34V35H119V36H117V35H114L115 33H112V29H111V23H109L110 22V20H111V18L112 17H115V19H117L118 21H120V23H121V25L122 24H124V27L126 26L125 24H128V22L130 21H128V19H129V17H131V15H130V13H128L129 11H124L123 10V13H122V11H120V10H118L119 9V4L118 3H120V2H118V0H111V1H107ZM110 3H111V5H110ZM198 3V4H197ZM176 4V5H175ZM213 5H217V3H215L214 2V4H212V6ZM118 8V9H117ZM249 8H251V6H249ZM180 9V10H179ZM187 9H189V8H187ZM198 10H199V8H197ZM21 10L23 11L22 13H21ZM120 11V12H118V11ZM202 10V9H201ZM250 10V9H249ZM162 11V12H161ZM20 12V13H19ZM114 14H113V13ZM181 12H182V14H181ZM218 12H220V11H218ZM217 11L216 12H214L213 14H215L214 16H216L217 14ZM16 14V15H17ZM22 16H21V15ZM164 14V16H162ZM110 15L112 16V17H110ZM115 15V16H114ZM219 15V14H218ZM218 15L216 16V17H218ZM136 17H131V21H133L134 22V24L136 25H134L136 28H138L139 30L141 29H144V32H142V34H144L145 32H146V30L145 29H147V28H142V27H147L146 25H144V24H146V22H144V20H143V18L142 19H140L141 17L139 16L138 17V15H135ZM246 17V16H245ZM14 18V19H13ZM20 18V19H19ZM176 19L177 20V22L175 23V24H172L171 25V21L173 20V19ZM213 18H215V17H213ZM213 18H210V20L208 19H206L207 21H205L204 20V24H203V27H202V29H205L204 31L202 30V32L205 34H203L204 36H205V38L207 39L208 38V35L210 34V32L212 33V30L211 29H213L214 28V24H215V21H214V19ZM21 19H25V21H23V20H21ZM65 19L66 18H64V19H62L63 21H65ZM219 19V18H218ZM247 19H249V17H247ZM212 20H213V26H212ZM238 20H241V18L239 19L238 18ZM244 20V18H242V20H241V22ZM250 20V19H249ZM109 21V22H108ZM68 22V20L66 19V21L65 22H63V23H67ZM244 22V21H243ZM73 23V22H72ZM156 24H155V27L153 28V30H155V31H153L152 29H151V31L153 32H151L152 34H154V36H155V38L153 37V35L151 34V33H149V34H147V36H146V34L145 35H143V37H142V40H144V42L146 41V39H147V42H143L142 43V47H143V49L141 50V51H143L144 53H145V51L148 49V47H149V49H151V51L152 52H147L146 51V54L147 53H149V55L150 54H155V56L154 57H156V59L158 58V59H160V63H161V65H162V67L163 68H166L167 67V63L169 62V60L170 59H167V58H170V57H167L169 54H168V52H166V48L164 49V48H162V45L159 43V39H158V35H157V32L158 33H160L161 32V28L159 27V24L157 23V22H155ZM239 23H240V21H239ZM38 24V25H37ZM40 24V25H39ZM42 24V25H41ZM46 25V26H45ZM168 25V26H169ZM21 26V27H20ZM44 26H45V28H44ZM212 26V27H211ZM264 26V25H263ZM109 27H110V29H109ZM237 27V26H236ZM238 27H240V25L238 24ZM237 27V28H238ZM81 28V27H80ZM80 28L78 29V30H80ZM122 28H123V25H122ZM160 28V29H159ZM173 28V29H174ZM236 28V29H237ZM47 29V30H46ZM137 29V30H138ZM174 29V30H175ZM235 29V30H236ZM61 30H62V28H61ZM93 30V31H92ZM111 30V31H110ZM138 30V31H139ZM140 30V31H141ZM160 30V31H159ZM175 30V31H176ZM209 30V31H208ZM239 30V28L236 30V32ZM81 31H84V32H82V33H84V36H85V34H86V36H89V35H91V34H93L94 33V29H91V30H89V29H81L79 32H81ZM87 31V32H86ZM91 31V32H90ZM46 32V33H45ZM91 33V34H88V33ZM93 32V33H92ZM126 32V33H125ZM207 32H209V34H207ZM248 31H246L245 33L247 34V36H249V38H250V33H247ZM78 33V32H77ZM82 33H81V35H82ZM139 33H141V32H139ZM34 34V35H33ZM129 34V33H128ZM141 34V35H142ZM249 34V35H248ZM26 35V37H22L20 40H22L23 38V40L21 41V46H20V44H19V46L21 47H19V51H20V49H22V48H24L25 49V47H26V44H24L25 42H28L29 40H28V36ZM47 35H49V36H47ZM79 35V34H78ZM125 35H126V37H125ZM140 35V36H141ZM149 35V36H148ZM152 35V36H151ZM183 35V34H182ZM206 35H207V37H206ZM240 36V33H238L237 34V36ZM2 35H0V45L2 46V44H3V42H5V40H6V38H5V36L3 37H1ZM92 36H94V35H92ZM128 36V37H127ZM156 36H158V37H156ZM210 36V35H209ZM236 36V37H237ZM246 36V35H245ZM247 36L244 38L245 40H244V42H246V43H248L249 41V38H248V40H246V38H247ZM95 37V36H94ZM183 37H184V35H183ZM55 38H57V39H55ZM151 38V39H150ZM34 39H32V41L34 40ZM149 39V40H148ZM153 39V40H152ZM155 39V40H154ZM209 39H211V37H209ZM130 40V41H129ZM24 41V43H22ZM62 41V43H60ZM150 41H152L151 42V44H152V46H151V44H149L150 43ZM29 42H31V41H29ZM128 42V43H127ZM149 42V43H148ZM154 42V43H153ZM241 42V41H240ZM240 42H237V40L235 41V43H237L236 45V48H237V50H236V52L234 53V54H237V55H235V56H232V58H228L227 60H229V61H233V59H236L237 57H238V61H237V59H236V61L235 62H233L234 64L235 63H238V65L236 64V67H237V72L235 71L234 72V70H236L235 68L236 67H233L234 69H232V71L234 72V73H232V75H231V73H230V69H229V71H226V70H228V69H226L223 65H220L221 67H218V70L220 71V72H225V73H230V74H228V76L229 75H231V76H235V74H237L238 76H239V78H240V80H241V82L243 83V85H244V87H246V88H249V84H251V82H250V77H249V81H247V79L248 78H246V72H245V70L243 69V68H245L246 67V65H245V67H243V64H245V61H244V58L246 57V55H247V52H246V47H244V49H243V42L240 44ZM127 43V44H126ZM146 43H148L149 44V46H147L148 44H146ZM24 44V45H23ZM54 44V45H55ZM66 43H64L63 45H58V46H60V48H61V46L63 47V48H66V47H64V46H67V45H65ZM144 44V45H143ZM127 45V46H126ZM132 45V47H136L137 49H135V51H133V52H131L132 50L131 49H129L128 51L129 52H127V54L126 53H123V51L127 48V47H129V46H131ZM134 45V46H133ZM146 45V46H145ZM158 45H159V48H155L154 49V47H158ZM161 45V46H160ZM247 44H245L244 46H246ZM0 46V47H1ZM54 47H56V46H54ZM145 47H147V48H145ZM17 48H18V46H17ZM62 49V48H61ZM162 49V50H161ZM239 49V50H238ZM18 50V49H17ZM29 49H27L26 51H28ZM63 50V49H62ZM131 50V51H130ZM159 50H160V52L161 51H163V52H161V53H167V55L165 56V54H164V57H162L161 55H160V52H159ZM244 50V51H243ZM18 51V52H19ZM150 51V50H149ZM154 51V52H153ZM159 53H158V52ZM23 52V51H22ZM24 52H25V50H24ZM23 52V53H24ZM30 52V51H29ZM28 52V53H29ZM64 52V51H63ZM245 52H246V54H245ZM26 53V52H25ZM52 53H54L53 51H52ZM62 53V52H61ZM76 53H79L78 55L79 56H81L82 57V55H80L81 53L80 52H76ZM100 53V54H99ZM101 53H103V54H101ZM129 53V54H128ZM20 54H22V53H20ZM27 54V53H26ZM158 54V55H157ZM244 54V55H243ZM0 66H1V69H3L4 71L6 70L7 71V63H5L4 61H6L7 60V58H8V56H9V54L8 55H2L1 54V51H0ZM29 55V54H28ZM77 55V54H76ZM75 55V57H78V56H76ZM128 57H127V56ZM130 55H132V57L130 56ZM148 55V54H147ZM148 55V56H149ZM212 55V54H211ZM211 55H209L210 57H212ZM264 55V54H263ZM261 56V55H259L258 57H264V56ZM61 56L64 58V57H67V56H65V55H63V54H61ZM107 56V57H106ZM159 56V57H158ZM207 57V59L205 60L206 62H205V64L207 65V67L209 68V63L211 62V58L210 57ZM244 56V57H243ZM1 57H3L4 59L1 61ZM108 59V60H106V61H108V62H105L104 60L106 59V58ZM166 57V58H165ZM235 57V58H234ZM260 57V58H261ZM103 58H105L104 60H103ZM120 58H121V60H120ZM127 58V59H126ZM129 58V59H128ZM149 58V57H148ZM150 58H151V56H150ZM152 58H153V56H152ZM196 57L195 56H193L192 55V57L190 58V60L188 61V62H185L186 64L185 65H191L192 67H194L195 65H196V59H195ZM210 58V59H209ZM6 59V60H5ZM66 59V58H65ZM68 59V58H67ZM67 59H66V61H67ZM102 60L103 61V63L101 62L100 63V60ZM126 59V60H125ZM230 59H232V60H230ZM241 59H243L242 60V62H241ZM42 61H43V59H41ZM69 60V59H68ZM110 60H111V62H110ZM131 60V61H130ZM133 60V61H132ZM136 61V63H135V61ZM12 61V60H11ZM29 61H30V63H29ZM228 61V62H229ZM10 62V61H9ZM8 62V63H9ZM32 62V63H31ZM68 62V61H67ZM129 62H132V63H134V64H131V63H129ZM40 63H41V65H40ZM130 65H134L133 66V68H135V69H132V66H130L129 67V69H127V66H129V64ZM256 64H254V65H252L251 67H252V69H255V72H254V70H253V75H254V73L256 74V76L258 75V76H260V75H262V74H264L263 72H264V64L262 65V64H260L259 62H255ZM128 64V65H127ZM127 65V66H126ZM32 66H34V68H32ZM126 66V67H125ZM235 66V65H234ZM261 66V67H260ZM124 67H125V69H124ZM20 69V70H19ZM28 69V68H27ZM90 69V70H89ZM226 69V70H225ZM92 70V71H91ZM121 71V72H120ZM45 72H47V73H45ZM90 72H92V73H90ZM96 72H97V74H96ZM245 72V73H244ZM25 73V72H24ZM23 73V74H24ZM72 73V72H71ZM68 74V75H67ZM73 74V73H72ZM96 74V75H95ZM135 74V75H134ZM234 74V75H233ZM116 75V76H117ZM24 76V75H23ZM48 76V75H47ZM46 76V77H47ZM71 76H75L74 74L73 75H71ZM231 76H229L227 79H228V82H230L231 80H233L234 78H236V77H231ZM237 76V77H238ZM256 76H254V77H256ZM257 76V77H258ZM9 77V78H8ZM45 77V78H46ZM233 78V79H232ZM264 78V77H263ZM46 79V80H47ZM231 79V80H230ZM24 80V81H23ZM77 80V81H76ZM86 80H87V83H88V87L85 85H83V84H86ZM215 80H216V82L219 80V78L217 77V78H215ZM222 80V79H221ZM221 80L219 81L220 83H221V85H223V83L221 82ZM264 80V79H263ZM79 81V82H78ZM100 81V82H99ZM166 81H169V82H166ZM165 81V83L167 84V87H168V84H170V83H172L171 82V78H170V80H169V78H168V80H166ZM256 81H257V79H256ZM14 82V83H13ZM43 82V83H42ZM85 82V83H84ZM227 82V81H226ZM250 82V83H249ZM81 83H83V84H81ZM94 86H93V85ZM92 85V86H91ZM104 85V86H103ZM107 85V84H106ZM220 85V86H221ZM247 85H248V87H247ZM44 86V87H43ZM89 86H91L90 88H89ZM219 86V84L216 86L218 89H225V87L224 86H222V87H218ZM51 87V88H50ZM84 87V88H83ZM85 87H86V90H85ZM93 87H95V88H93ZM112 87H114V89L112 88ZM37 88V89H36ZM88 88V89H87ZM119 88V87H118ZM34 89H36L35 90V92H34ZM97 90V89H100L99 91V94L101 93L102 94V96H100V98H98L99 99V101L102 103H104V102H107L108 103V111H109V113H108V115H106L107 117H104V118H102L104 115H103V113H102V111H100L101 109L99 108V106L97 107V106H95V107H93L95 104H97L98 102H97V100L96 99H94V98H96V92H95V94H94V91L95 90ZM158 89H159V91H158ZM168 89V88H167ZM226 89H229V88H226ZM39 90V91H38ZM89 90H90V92H89ZM111 90H112V93L114 92V94H111ZM114 90V91H113ZM0 91H2V90H0ZM7 91H5L6 93H8ZM38 91V92H37ZM88 91V92H87ZM98 91V90H97ZM102 91V92H101ZM118 91V92H117ZM142 91V92H143ZM168 92L170 91L169 89L167 90ZM166 91V92H167ZM50 92H53V93H50ZM158 92H160V93H158ZM168 92H167V94H168ZM5 93V94H6ZM147 93H150L149 95L147 94ZM170 93V92H169ZM5 94L3 95V93H1L0 92V105L2 106L5 102L3 101V98H4V96H5ZM35 94V95H34ZM92 94V96H90ZM94 94V95H93ZM100 94V95H101ZM160 94V95H159ZM6 95H8V94H6ZM65 95H69L70 96V100L71 99H73L72 101H70L69 99H68V101L72 104H75L76 103V101H79V102H83V101H87L88 100V102H91V103H89L90 104V107H91V109H88V106H87V104L85 105L84 103L86 102H83L82 104H80L79 102H77V103H79L78 105H77V103L75 104V105H72V106H75L76 108H77V110H76V108L75 107H72V110L74 109V112L71 110V104H69L70 105V107H67L68 105H62V104H64V103H66V102H64V103H62L63 101L62 100H64L63 99V97H68V96H65ZM109 95V96H108ZM112 95V96H111ZM117 95V96H116ZM119 95V96H118ZM141 95H144V92H143V94L141 93ZM9 96V95H8ZM91 98H90V97ZM160 96V97H159ZM178 96V97H177ZM181 96V97H180ZM5 97H7V96H5ZM177 97V98H176ZM245 97V98H244ZM36 98H37V96H36ZM89 98L91 99V100H89ZM179 98V99H178ZM184 98V97H183ZM246 98H248V96H243V98L242 99H244L245 101H244V103H239L238 104V106L241 104L242 105V107H241V105L239 106L240 107V115H241V117H242V119H241V121H240V123L241 124H238V128H237V126H236V128L235 127H233V125L232 126H230L231 128L233 127V131H234V135L231 133V132H233L232 130H231V128L227 131V132H229V133H224V134H232L233 136H235V137H233L234 139H237V136L236 135H238L237 134V132L239 133V140H238V142H240L241 144H239L240 146H236V148L237 149H235V151H237V152H235V153H237L236 155H235V157H234V159H232V160H234V161H232L233 162V166L235 167V170H237V172H239L240 171V169L242 168V169H245V168H247L248 167V169H251L252 167H253V165L256 163L257 164V166H256V164H255V177H256V179H257V177L258 178H262V176H260V175H263V173H261V172H264V167H261V166H264V165H261V164H263L262 162L264 161V142L262 141V140H264V135H263V133H264V130H262V129H258L259 131L257 132L256 131V133H258V135H260L259 133H261L262 131V134L260 135V136H257V135H255V136H257L256 137V139H255V136H254V134H253V132H255V130L253 131V130H251L250 131V129L248 130V123H247V117L249 116V117H251L252 115H253V111H252V109H249L250 107H248L249 106V104L247 103V99ZM79 99V100H78ZM110 99V100H109ZM139 99L140 100H142L141 99V96L139 97ZM75 100V102H73ZM80 100H82V101H80ZM92 100H95L94 102L92 101ZM103 100V101H102ZM165 100H167L168 101V103H166V101ZM178 100V101H177ZM4 103H3V102ZM67 101V102H68ZM193 101V100H192ZM14 102H15V100H14ZM94 104H93V103ZM181 102V103H180ZM16 103V102H15ZM87 103V102H86ZM102 103V104H103ZM125 103V104H124ZM191 105H190V104ZM246 103L248 104L246 107H245V105H246ZM68 104V103H67ZM124 104V105H123ZM187 104V106L185 107V105ZM197 105H199L198 103H196ZM82 105H84V106H82ZM98 105V104H97ZM169 105V106H168ZM67 108H66V107ZM79 106V107H78ZM86 106V107H85ZM243 106H244V108H243ZM45 107V108H44ZM56 107H57V109H56ZM81 107V108H80ZM136 107V108H135ZM248 107V108H247ZM47 108V109H46ZM58 108H61L60 109V111H61V113H58V112H60V111H58ZM68 108H69V110H68ZM165 108H167L168 110H170L169 112H167L168 114H165V115H163L162 117L161 116H158L157 117V115H156V113H158L159 111L161 112V111H164V112H166L165 110H167V109H165ZM195 108V109H194ZM197 108H200L199 106L197 107ZM243 108V109H242ZM246 108V109H245ZM1 109H2V111L3 112H5V114H7L6 116H8L9 117V115H10V113H8V109L7 108H2L1 107ZM55 109H56V112H55ZM79 109H82V112H84V113H82ZM139 109V110H138ZM165 109V110H164ZM248 109V110H247ZM78 110H79V112H81V113H79L78 112ZM136 110V111H135ZM188 110V111H187ZM42 110L40 109V110H38V115L40 114V116H41V113H39V112H41ZM68 111H70L72 114H73V116L71 115L70 117H69V115L71 114V113H69ZM78 113H77V112ZM99 111L101 112V114L99 113ZM187 111V112H186ZM55 112V113H54ZM136 112V113H135ZM171 112V113H170ZM247 112L248 113H250L249 115L247 114ZM69 113V114H68ZM97 113V114H96ZM99 113V114H98ZM118 113V114H117ZM189 113H191V114H189ZM9 114V115H8ZM77 114V116H75V115ZM82 114V116H85V117H88V118H86L87 119V121H88V123H91L90 125L88 124H86V125H84L83 124V126L81 125L82 123H80L81 122V120H80V115ZM50 116H51V114H49ZM62 115V116H61ZM102 117H101V116ZM110 115V116H109ZM186 115H189L188 117H191V118H187V116ZM191 115V116H190ZM247 115V116H246ZM251 115V116H250ZM108 116H109V118H108ZM79 117V118H78ZM101 117V119H99L98 121H95V123H94V121H93V119H97V118H100ZM202 117V119L201 120H203L205 117H204V115H202L201 116ZM204 117V118H203ZM185 118L186 119H191V121L193 122H190V120H189V122H187L186 120H185ZM11 120H12V118H10ZM40 120H43L42 119V116L39 118ZM77 119V120H76ZM79 119V120H78ZM243 120V121H242ZM245 120V121H244ZM137 121V122H136ZM184 121V122H183ZM28 122H29V126H30V128H31V130L34 132V133H37V130H36V127L34 126V124H33V122L31 121V120H28ZM74 122V123H73ZM98 122H101L102 124L104 123V125L106 126V128L108 129V130H110V131H112L114 134L116 133V135H114L113 136V138H110V139H102L104 136L101 134V125H99L98 124ZM147 122V123H146ZM150 122V123H149ZM153 122V123H152ZM187 122V123H186ZM42 123H43V121H42ZM80 123V124H79ZM94 123V124H93ZM149 123V124H148ZM198 124V122H195V124ZM248 126V127H244V126H246L245 124ZM79 124V125H78ZM98 124V125H97ZM78 125V126H77ZM147 125V126H146ZM151 125V126H150ZM153 125V126H152ZM158 125V126H159ZM68 126V128H70ZM73 126V127H72ZM86 128H85V127ZM94 126V127H93ZM194 126V125H193ZM101 127V128H100ZM147 127H148V130H147ZM80 128V129H79ZM88 128V129H87ZM126 128V129H125ZM236 130H235V129ZM240 128H242V129H240ZM244 128V129H243ZM247 128V129H246ZM260 128H263V127H260ZM125 129V130H124ZM85 130H87V132L85 131ZM89 130V131H88ZM192 130L194 131V132H197V133H195V135L196 134H198L197 136H195L194 135V133L192 132ZM191 130V132H192V134H191V132L189 133V134H191V135H188V132H186V133H184L185 131H181V132H177L176 131V133H177V138L180 140V145L182 146V149H183V151L186 153V156H182L181 157V155L180 156H177V157H180L181 159L182 158H185L186 157V160H188L189 159V162L192 160V162H190L191 164L193 163L194 165H195V161L194 160H196L195 159V154L196 153H198V154H203V153H207V151L209 150V149H214V148H212V144H211V146H210V143L209 142H207V140H205L204 138H201L202 136L201 135H199L200 133H199V130H197V131H195V129H192ZM230 130H231V132H230ZM77 131H78V133H77ZM82 131V132H81ZM172 131H173V133H172ZM235 131H236V133H235ZM253 131V132H252ZM261 131V132H260ZM148 132V133H147ZM252 132V133H251ZM176 133H174V135L176 134ZM75 134V135H76ZM92 134V135H91ZM222 135H224L223 133H221ZM101 135H102V138H101ZM217 135V134H216ZM215 135V136H216ZM218 135H220L219 133H218ZM217 135V136H218ZM253 135V136H252ZM98 136H100V137H98ZM191 136H192V138L195 136L197 139L195 140V138H191ZM217 136H216V140H217ZM228 136V135H227ZM4 136H3V134L2 133H0V141L2 142L3 140L5 141V139L3 138ZM93 137V138H92ZM230 137V136H229ZM232 137V136H231ZM253 137V138H252ZM48 138V137H47ZM100 138V139H99ZM49 139V138H48ZM66 139V140H65ZM102 139V140H101ZM253 139L254 140H256V141H253ZM50 140V139H49ZM60 140V139H59ZM61 140H63L62 138H61ZM126 139H124V145H126V142L127 141H125ZM193 140V141H192ZM216 140L214 139L213 140V142H214V144H216L215 142H216ZM4 141L2 142L3 144H4ZM0 142V143H1ZM158 142H159V144H158ZM218 142V141H217ZM51 143V142H50ZM49 143V144H50ZM85 143V144H86ZM191 143V145H189ZM195 143V144H194ZM252 143H253V146H252ZM194 144V145H193ZM251 144V145H250ZM256 144V145H255ZM1 145V144H0ZM115 146V147H114ZM193 146V147H192ZM217 146H222V144L220 145L219 143H217ZM216 146V147H217ZM260 146V147H259ZM15 147H16V150L18 151V153L20 154V156H22V157H25V155L24 154H22V152H21V150H19L18 148H17V146L15 145ZM153 147V148H152ZM209 147H211V148H209ZM215 147V148H216ZM223 147V146H222ZM250 147V148H249ZM255 147H257L256 149H255ZM6 147H5V145H3V149H5ZM248 148H249V150H248ZM78 149H80V148H78ZM143 149V150H142ZM217 149H218V147H217ZM252 149V150H251ZM81 150V149H80ZM173 150V149H172ZM207 150V151H206ZM219 150L220 151H223L222 149H221V147H219ZM248 152H250L249 154H246V153H248ZM142 153H141V152ZM219 151V152H220ZM246 151V152H245ZM253 151H255L254 153H253ZM256 151H257V153H256ZM155 152V153H156ZM157 152V153H158ZM173 152V151H172ZM172 152H170V153H172ZM4 153V152H3ZM3 153H1L0 154V160H1V158H2V161H0V168L4 165V163H6L5 165H7V163H10L11 165L13 164V163H15V164H13V170L14 169H16L15 167L17 166V164H19V162H18V160H14L13 161V163H11L10 162V160H9V157H8V154L7 153H5V154H3ZM83 153V152H82ZM156 153V154H157ZM252 153V154H251ZM256 153V154H255ZM259 153V154H258ZM7 154V155H6ZM142 154V155H141ZM188 154V155H187ZM254 155V156H253ZM3 156H5V157H3ZM144 156V157H143ZM157 156V159L159 158V155L157 154L156 155ZM160 158V159H163V158ZM256 157V158H255ZM259 157V159H257ZM142 158V159H141ZM188 158V159H187ZM248 158V159H247ZM4 159V160H3ZM133 159H131V160H133ZM224 159V158H223ZM255 159H257L258 161H260L259 163L257 162V160H255ZM225 160V159H224ZM255 160V161H254ZM261 160H263L262 162H261ZM9 161V162H8ZM159 161V160H158ZM161 162H162V160H160ZM159 161V162H160ZM254 161V162H253ZM73 162V163H72ZM196 162H197V160H196ZM82 163H83V165H82ZM198 163V162H197ZM243 163H244V166H245V168H243L244 166H243ZM245 163H246V165H247V163H248V165H247V167H246V165H245ZM254 163V164H253ZM261 163V164H260ZM81 164V165H80ZM192 164V165H193ZM202 164H204V163H202ZM201 164V165H202ZM225 164V163H224ZM227 164H225V166H226ZM19 166V165H18ZM83 166H84V168H83ZM175 166V167H174ZM180 166V165H179ZM204 166H205V164H204ZM203 166V167H204ZM4 167V166H3ZM23 167H25V170H28V169H26V166H23ZM63 168V169H62ZM153 168H155V169H153ZM223 168H225V170H227L226 168H227V166L226 167H224L223 166ZM237 168V169H236ZM157 169V170H156ZM158 169H160V170H158ZM247 169V171H250V170H248ZM27 172V174H29L28 176L29 177H31V172L28 170V171H26ZM152 172V173H153ZM9 173H7V175H5V178L4 179H2V181H1V177H0V204H2V206H6L7 205V202H10V203H13V205H14V207H15V209L16 210H20L21 211V207H23L22 206V202L23 201H25L26 203L25 204H23V205H27V208H26V206L24 207V212L26 211V209H28L26 212L27 213H29V214H31V212H30V210H29V205L27 204V203H29L30 204V198H31V196H30V193L28 192L29 190V186H27V183L26 182H24V180H22V178H20L19 176L18 177H16V178H20L19 180L18 179H14V180H12L13 178H11L10 177V174L8 175ZM70 174H71V176H70ZM81 174H84V175H82V176H85V177H81L80 175ZM239 174V173H238ZM90 175V176H89ZM8 177V178H7ZM10 177V178H9ZM69 177V178H68ZM7 178V179H6ZM89 178V179H88ZM219 178V177H218ZM218 178H216V179H218ZM220 179V178H219ZM16 180V181H15ZM15 181V182H14ZM52 181V182H53ZM155 181V182H154ZM217 182H218V180H216ZM136 182V181H135ZM135 182H134V180L133 179H131V177H129V176H127L126 177V179H125V186H126V190H127V192L130 194V192L132 193H134V189L136 188V186H137V183L135 184ZM199 182V181H198ZM158 184V183H157ZM264 185V184H263ZM150 187V188H149ZM248 187V186H247ZM264 187V186H263ZM250 191V190H249ZM248 191V192H249ZM105 192V190L103 191V193ZM189 192H191V193H189ZM82 193H84L83 195H82ZM102 193V194H103ZM166 193V194H165ZM178 193V194H177ZM202 193H204L203 195H202ZM172 194H174V193H172ZM162 195H163V197H162ZM166 195V196H167ZM192 195V196H191ZM197 195H198V198H199V200H198V198H196L197 197ZM202 195V196H201ZM173 196V195H172ZM196 196V197H195ZM42 197H43V202L44 203H46V202H48V201H44V199L45 200H48L46 197H47V195H42ZM78 197L80 198V199H78ZM104 197H106V196H104ZM104 197L103 196H101L100 197V200L102 199V201L103 200H105L104 199ZM239 197V196H238ZM184 198H185V201H182L181 202V200L183 199L184 200ZM188 198V199H187ZM194 198L196 199V200H194ZM205 199V200H203V199ZM236 198H237V196H236ZM202 199V200H201ZM21 200H22V202H21ZM187 200L189 201V200H191V201H194V203H193V205L194 206H196L197 205V202H198V205L196 206V207H198V208H196V207H193V209H195L194 210V212H196L197 211V209H200V210H202L203 208H201V207H203L202 205H204L203 204V202L205 201V202H207V204H208V202H210L209 203V206H210V208L211 209H213V211L215 212V215H217L219 218H216V220L218 219V227L216 226V228H214V226H211L212 224L208 221V219H210L209 217H207V215H205V213H204V209L202 210V212L200 213V215H199V213H187L188 211L186 210L187 208H188V206L186 205V204H188V203H186L187 202ZM216 200V201H215ZM228 200V199H227ZM232 202H231V201ZM30 201V202H29ZM69 201H68V203H67V206L69 205H71V204H69ZM200 201V202H199ZM237 201V202H236ZM235 201V203L238 205V207H240V208H242V204H240V202H241V200H236ZM239 201V202H238ZM185 202V203H184ZM260 202V201H259ZM6 204V205H4V204ZM10 203H8V204H10ZM199 203H200V205H199ZM201 203H202V205H201ZM224 203V204H223ZM263 202L261 201V204H262ZM47 204V203H46ZM227 206H226V205ZM66 205V204H65ZM183 205V206H182ZM225 205V206H224ZM240 205V206H239ZM186 206H187V208H186ZM219 206V207H218ZM205 207V206H204ZM220 207H222V209L223 208H225L226 207V209H227V211L229 212V216L228 217H225L224 219L222 218V219H220L221 218V216H222V213H220V211L222 212V210H221V208ZM262 207H263V209H264V204L262 205ZM67 208H70V207H67ZM150 208H151V210H150ZM252 208V209H251ZM155 209V210H154ZM149 210H150V212H149ZM152 210L154 211V212H152ZM159 210V209H158ZM159 210V211H160ZM220 210V211H219ZM251 210H252V212H251ZM225 211V210H224ZM250 211V212H249ZM253 211L255 212V213H253ZM26 212L25 213H23L22 215H20L21 217H20V221H19V227L18 228H16V227H14L13 225H11L10 224V217L9 216H7L6 217V219L9 221V224H8V228H7V231L4 233V239L5 240H8V241H10L11 243H12V247H13V251H15L14 253L16 254V256H18V257H21V255H22V258L24 259V261H25V264H29V263H31V264H61L60 262H59V260H54V257H53V255H51V253H50V255L49 256H47V259H42L41 261H37V260H39V258L43 255L41 252H42V250H43V248H44V246H45V241L43 242V239H42V237L41 236H38L37 237V235L35 234V235H33L34 233H31L30 231H28V228L31 226H29L28 228H26V229H24L25 227H27V225H29V223L30 224H32L31 222V220H29L28 218H29V216L26 214ZM152 212V213H151ZM172 212V213H171ZM226 212V211H225ZM248 213L249 214V216L247 215V214H245V213ZM254 215H253V214ZM259 213H260V215H259ZM156 214H158V213H156ZM167 214V215H166ZM204 214V215H203ZM221 214V215H220ZM245 214V215H244ZM252 216H251V215ZM258 214V215H257ZM231 216V217H230ZM260 216V217H259ZM28 217V218H27ZM149 217V216H148ZM169 217H171V218H169ZM229 217H230V219H229ZM247 217V218H246ZM259 217V218H258ZM153 220H152V219ZM228 218V219H227ZM261 218V219H260ZM243 219V220H244ZM249 219H250V221H249ZM151 220H152V222H151ZM135 221V222H134ZM155 221V222H154ZM137 221H136V219H134L133 218V216L131 215L130 216V213L128 214L127 213V215H126V226H127V230H129V232H130V234H131V237H132V241H133V244H135L136 246H137V248H138V250H139V252H138V254H140V256H138L137 255V257H141V254H143V253H145L144 252V250H145V248L146 247H144V243H142V238H144L145 237V235H146V237H147V243H148V245L149 246H151L152 247V245H150L151 244V237H148V236H150V234L148 235V233H149V229L148 228H150V225H149V227H148V224H149V222L148 223H146V222H144L143 223V225H142V228L144 227V231H145V235H140L141 233L139 232L140 230H139V227L137 228V225H135V223H136ZM157 222H160L161 224H159L158 223V225H157ZM98 224L95 222L94 224L93 223H91V224H86V222H82L81 221V228L83 229V235H85V238H86V240H87V238H89V237H92V240L94 239V240H96V241H91L90 239L89 240H85L84 242H83V240L82 239H80L79 238V236H77V234H76V229H75V227H72V228H70V240H71V243H72V246H73V248L78 252V253H82V249L83 248H85V250H87L86 252H87V254H88V256L89 257H91V258H94V256H96L97 254H99V253H97L98 251L101 253V251H100V249L102 250V245L106 242H109V241H111V244H113L114 242H113V239L111 240L108 236L107 237H105L106 235V233L104 234V232L102 233L101 232V230L99 229V227L97 226ZM21 226V227H20ZM186 227H187V229H188V233H186V234H183V231H184V228L186 229ZM235 227V228H234ZM30 229V228H29ZM182 229H183V231H182ZM244 228H238L236 231H237V237L239 238L240 236L241 237H243L242 235V233H244ZM261 229H262V231H261ZM25 230H27V232L25 231ZM100 230V231H99ZM147 230V231H146ZM168 230V229H167ZM174 230H175V228H174ZM234 231V230H233ZM243 231V232H242ZM260 231H261V233H260ZM28 232H30V233H28ZM148 232V233H147ZM176 232V233H175ZM263 232V233H262ZM28 233V234H27ZM203 233H204V235H203ZM254 233V234H253ZM52 234H54V233H52ZM101 234H103V235H101ZM189 234H191V235H189ZM255 234H256V236H255ZM6 236V237H5ZM24 236V237H23ZM94 236H97V237H94ZM41 237V238H40ZM145 237V238H146ZM101 238V239H100ZM244 238H246V236L244 237ZM256 238V239H255ZM103 239V240H102ZM109 239V240H108ZM60 239H57V241H55L54 240V242L55 243H58L57 244V246H60V245H62L61 243L62 242H60L59 241ZM106 240H108V241H106ZM119 241H117V244L119 245V246H128V245H125V244H127L125 241H124V239L123 238H121V239H118ZM196 240V241H197ZM48 241V240H47ZM46 241V242H47ZM49 241H53V240H49ZM90 243H89V242ZM103 241V242H102ZM105 241V242H104ZM201 241L203 242V243H201ZM238 241H239V239H238ZM3 242V241H2ZM53 242V243H54ZM93 242V243H92ZM180 242V241H179ZM85 243V244H84ZM102 243V244H101ZM172 243V242H171ZM201 243V244H200ZM249 243V244H248ZM44 244V245H43ZM101 244V245H100ZM173 244V245H174ZM2 247H4V249H5V244L4 243H2ZM239 246V245H238ZM6 248H7V246H6ZM8 249V248H7ZM31 249V250H30ZM33 251V253L32 252H30V251ZM5 251H6V249H5ZM223 252H225V255H223L224 253ZM195 253V254H194ZM96 254V255H95ZM212 254V255H211ZM33 255V256H32ZM202 257V258H201ZM211 258V259H210ZM226 258H228V259H226ZM33 259H35V261L33 260ZM136 259V258H135ZM134 258L132 259V258H130L129 256L128 257H124V258H122V260H121V264H136L137 263V260H135ZM203 259V260H202ZM210 259V260H209ZM37 261V262H36ZM135 261H136V263H135ZM49 262V263H48ZM59 262V263H58ZM199 262V263H200ZM138 264V263H137ZM155 264V263H154ZM175 264H181L180 262H178V263H175Z\"/></svg>", "mask_w": 264, "mask_h": 264}]
</instances>
